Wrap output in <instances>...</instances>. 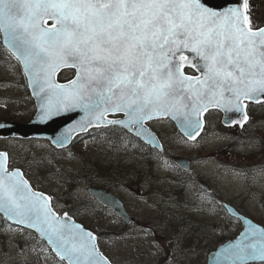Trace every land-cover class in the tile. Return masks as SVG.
<instances>
[{
    "label": "snow or ice",
    "instance_id": "1",
    "mask_svg": "<svg viewBox=\"0 0 264 264\" xmlns=\"http://www.w3.org/2000/svg\"><path fill=\"white\" fill-rule=\"evenodd\" d=\"M0 31L46 98L41 119L82 110V128L123 125L154 141L145 123L171 117L194 140L210 107L247 122L245 101L264 98V27L254 29L248 0L227 10L207 0H0ZM64 68L73 69L68 86L54 79ZM7 160L0 154V209L68 264H111L97 237L53 211ZM225 255L226 264L264 260V231L250 228Z\"/></svg>",
    "mask_w": 264,
    "mask_h": 264
},
{
    "label": "rangeland",
    "instance_id": "2",
    "mask_svg": "<svg viewBox=\"0 0 264 264\" xmlns=\"http://www.w3.org/2000/svg\"><path fill=\"white\" fill-rule=\"evenodd\" d=\"M259 2L263 8L262 13L260 12L262 16L254 21L257 26L264 22V0H257L254 6ZM11 63L8 60L0 63V94L4 96L0 100V122L27 124L36 112L35 106L29 97L30 91L22 83L18 84L20 76L16 66ZM221 119L222 116L218 118V123H212L193 143L180 136L170 121L160 127L167 144L169 159H192L193 166L189 173L195 175L191 180L192 187L200 189L197 197L202 200V206H179L174 201L171 202L173 204L164 203L169 197L174 199L175 194L168 190L170 186L177 187L169 181L167 175L154 176L160 171L158 162L152 160L146 165L143 179L137 181L133 173L128 174L125 179L118 180L121 181L117 185L119 190H111L125 201L131 211L134 218L131 226H125L112 211L101 207L90 196L88 189L99 186L98 182H77L74 187L69 186L63 182V175L53 160L51 164H40L45 161L46 154V160L56 157L57 163L62 164L70 175L82 173L92 163L108 166L107 160L112 158L124 159L125 167L128 166L127 162L132 164L130 154L133 152L130 148L118 154L117 149L112 146L115 140H108L109 137H92L58 155L56 149L46 140L0 139V151L10 154L13 167L24 170L27 179L37 190L49 192L57 211L62 214L72 212L76 220L97 233L101 250L114 264H207L209 252L235 239L242 226L236 221L224 222L223 219L229 216L228 212L223 216L221 212L224 211L217 210L219 206L213 207L212 199L206 197L224 196L223 200L227 201L230 195L239 196L241 193L251 194L254 191L249 185L250 179L239 178L230 173L231 151L224 144V140H219V133L222 131ZM25 141L29 142L24 143ZM143 149L145 150L144 146L140 150ZM51 151L52 155L49 156ZM37 158V163L31 161ZM142 159L143 157L140 164ZM163 170L165 169L162 168ZM105 173L106 169H101L100 172L89 175H98L97 177L103 179ZM108 176L112 178L115 175ZM152 178L154 179L150 181ZM201 182L207 184L210 190L203 188ZM246 203L249 209L244 212L264 225V209H259L251 201ZM28 235L27 231L11 225L0 226V264H63L47 245L31 248L24 244Z\"/></svg>",
    "mask_w": 264,
    "mask_h": 264
},
{
    "label": "water",
    "instance_id": "3",
    "mask_svg": "<svg viewBox=\"0 0 264 264\" xmlns=\"http://www.w3.org/2000/svg\"><path fill=\"white\" fill-rule=\"evenodd\" d=\"M207 3L210 7L214 8L216 10H227V8H229V7H235V6H241L242 7L243 0H207ZM49 23H52V21L50 20ZM1 33H2V39H3L4 46L8 49V51L12 55H14L12 50L9 48V46L6 42L5 35H4L3 31H1ZM18 62L20 63V65L23 69V72L26 76L28 86H29V89L31 92V96H32L33 100L35 101L37 112H36L34 118L27 124H21V123H16V122H7V121L0 122V139H6V138L47 139L57 149H64V148L69 147L78 135L86 134L87 132H89L93 128L106 127V126L107 127L108 126H116V127H119L121 129L128 131V132L135 135V133L133 132L132 129L126 128L123 125H111V124L97 125L94 120H93V123L91 125H88V126L82 128L81 125L85 123L84 113L82 110H73L70 112H61L60 114L52 116L51 118H48L46 120L41 119L42 104L46 103V98L43 94H38L39 88L37 86L33 85L31 79L29 78V76L27 74V72L23 68L22 62H20V61H18ZM67 69H71V68H64V69L58 71L57 75L54 78L58 84L68 86L69 82L68 83H60L59 82V75L62 73L63 70H67ZM262 99H264V98H261V100ZM209 109L221 110L224 113V123L225 124H227L226 117L230 118V116L235 117V116H232V114H237V115L241 114L239 112H227L226 113L221 108L210 107ZM119 115H123V114H119ZM108 119H125V117L111 118L109 116ZM160 119H170L180 129V131L187 138H189V136L186 134L185 130L182 129L180 127L179 123L171 117L154 118V119L149 120L145 123L144 126L146 128H148L149 131L155 137L154 141H151L149 139H145L144 137H141V136H136V135L135 136L141 138L147 145H149L153 148H157V149L162 150L161 142L159 141L155 132L152 131L147 125V123L150 121L160 120ZM201 119L203 122V116L201 117ZM203 126H204V124H203ZM71 129H74V131H70ZM200 133H201V131H200ZM64 138H66V139L63 143V146H61L60 144L57 143L58 140L64 139ZM190 140H193V139H190ZM3 153H6V152H0V154H3ZM7 158H8L7 163H8V167H9V156H8V154H7ZM174 162L182 169H186V170L190 169V161L186 158L176 157V158H174ZM13 170H19L22 173L23 179L28 182V184L31 186L33 191L38 192V193H42V192L36 191L32 187V185L27 180V178L24 175V172L21 169H13ZM9 171H12V170H9ZM89 192L96 198V200L101 205H103L106 208H109L111 211H113L115 214H117L124 221L126 226H129L134 222V218L127 211V209L124 207V204L112 192L108 191L107 189L99 188V187H92L89 189ZM43 194L45 196L49 197L47 194H45V193H43ZM50 207L53 209L52 203L50 204ZM227 208H228V211L232 217L237 218L242 222L243 228H242L240 234L235 239H232V240L225 242L224 244L220 245L216 250L211 252L208 256L207 264H226V255H225L226 250H228L233 245L234 242L238 241V239L243 238V236L249 232L250 228H255L258 231H264L263 226L254 222L250 218L245 217L244 215H241L232 206L227 205ZM53 211H55V210L53 209ZM0 215H2L9 223L16 225L18 227H21L23 229L29 230L30 232L36 234L42 241H44L48 244L47 238L41 232H39L37 229L31 228L29 226L18 224L11 217L7 216L2 209H0ZM60 216L63 217L65 215H60ZM66 218L70 219L71 221H74L78 225H81L87 231H91V230L87 229L83 224L77 222L73 217L66 215ZM92 233L97 237V235L94 232H92ZM96 244L98 247V251L102 255H104L98 246V237L96 239ZM48 246L52 249L53 253L56 256H58V258H60L61 260H63L64 262H66L68 264L67 259L66 258L62 259L59 256V254L55 251L54 246H52L50 244H48ZM263 262H264V260H261L259 257H257L254 260H249V264L263 263ZM111 264H112V262H111Z\"/></svg>",
    "mask_w": 264,
    "mask_h": 264
},
{
    "label": "flooded vegetation",
    "instance_id": "4",
    "mask_svg": "<svg viewBox=\"0 0 264 264\" xmlns=\"http://www.w3.org/2000/svg\"><path fill=\"white\" fill-rule=\"evenodd\" d=\"M251 7L254 9L256 6H254V3L252 1L249 2ZM249 15L253 17L258 16V12L249 10ZM185 71H189L188 69H185ZM193 75H198L194 71L191 72ZM73 75H61L60 76V82H69L73 79ZM247 103L248 107L246 109L248 120L247 122L243 121L242 114H232V116L229 118L231 122H229L228 126H224L222 123V127H224V130L226 133H223V136L219 137V140H224V144H227L229 147L231 153L229 156L230 162V173L236 177L239 178H245L250 179L249 185L252 186L251 189L254 188V191H252L251 194H244L241 193L239 196L236 194L230 195L229 200L227 201L223 200L224 196L222 198L218 196H212V197H206L212 199V205L213 207L219 206V211H224L221 214L224 216L226 214L225 205L228 203L234 208H236L238 211L244 213V215H247L244 211L248 210L249 207L247 206L246 201H251L253 204L257 205L258 208L264 209V99L261 102L254 103V102H245ZM221 116V113L219 111H211L206 117V129L209 126H212V123L219 122L218 118ZM116 118H121L122 115L113 116ZM237 121H240V123H237ZM169 123L167 120H157L152 121L148 123V127L151 128L158 136L159 141L164 146V151H167V144L165 143V138L162 137V130L161 126L164 124ZM242 124V126H241ZM105 130H103V134L99 135L102 138H110L108 140H115V143L112 144L114 148L117 149L118 154L124 152L125 149L130 148L132 150V154L130 156L134 157L135 164H133V170L135 167L139 168L137 171H133L134 178L139 181L140 178L143 179V175L145 171H142V173H139L140 171V159L143 157V161L147 164L150 163V161L154 160L158 162V170L160 172H157L159 176L165 177L164 172L162 171V168L160 166L162 165L161 161H167L166 155H160L156 154L154 149L145 147V150L142 148V144H140L141 140L135 136H132L133 138H129V135L126 131H123L117 127H105ZM116 132L115 134H112L113 132ZM206 131V130H205ZM123 135L125 138H123ZM128 135V136H126ZM98 136V137H99ZM117 136V137H115ZM140 141V142H139ZM107 143V141L105 140ZM150 158V159H149ZM192 161V159H190ZM138 163V165H136ZM136 169V168H135ZM147 172V171H146ZM155 176V174H154ZM109 176L106 174L103 176V184L104 187L108 190H119V187L117 185L121 184V181L118 182L116 179V182L109 181ZM154 178L149 179L152 181ZM207 189L210 190L208 187ZM200 190V189H199ZM199 190L197 191L199 193ZM118 197L122 200V198L118 195ZM124 204L126 205L125 201L122 200ZM127 207V205H126ZM128 209V208H127ZM131 212V211H130ZM248 216V215H247ZM250 217V216H249ZM253 219V218H252ZM233 222L236 221L239 223V221L235 219H231ZM257 221V220H255ZM258 222V221H257ZM136 223V221H135Z\"/></svg>",
    "mask_w": 264,
    "mask_h": 264
},
{
    "label": "trees",
    "instance_id": "5",
    "mask_svg": "<svg viewBox=\"0 0 264 264\" xmlns=\"http://www.w3.org/2000/svg\"><path fill=\"white\" fill-rule=\"evenodd\" d=\"M263 8L262 5H260L258 7V10L261 11ZM262 16V14H261ZM260 16V17H261ZM264 25V22L261 26ZM254 27V26H253ZM5 60H8V62H12L11 64L16 66V71L18 69V74L20 76V80L18 82V84L22 83L23 86L26 88V90L28 89L27 87V82L24 78V75L22 73V70L19 66V64L16 62V60L14 59V57L5 49V47L3 46L2 44V35H1V32H0V63H3ZM66 75H73V71L70 70L66 73ZM30 97V96H29ZM4 96L3 94H0V100L3 99ZM33 105V104H32ZM33 117V116H32ZM31 117V118H32ZM24 121V120H23ZM26 142H29V141H25L24 143ZM72 147V146H71ZM54 151V150H53ZM51 151L49 153V156L52 155V152ZM58 152V155H60V152L62 151H59V150H55V152ZM156 154H159V152L157 150H154ZM44 159L45 161L44 162H40L41 166H43V164H51L52 160L55 164V166L61 171V174L63 175V182H65L66 184H68L69 186H75L77 185V182L78 183H94V182H98L99 186L101 187H104V184H103V179L102 178H99L97 177L98 175H89V173H93V172H100L101 169H106V173L105 174H113L115 175L114 177L110 178L109 181L111 182H115V180H119V179H125V176L128 175V174H132L133 171H135L136 169H138L137 167L134 168L133 170V164H134V157L132 159V163H129L127 162V165L128 166H125L124 167V163H125V160L122 159V160H118L116 158H112L110 160H107L108 162V166L106 164L103 165V163L101 165L97 164V163H92L91 165H88V167L82 172V173H79L77 175H70V174H67L66 173V170L64 168V166L62 164H58L57 163V160H56V157H53L52 159L49 157V160H46L47 159V155L45 154L44 155ZM43 157V156H42ZM38 158L37 159H31V161L37 163L38 162ZM141 162V160H140ZM138 164V163H137ZM146 165L147 163H145L143 160H142V163L140 164V170L141 171H145L146 169ZM11 166H13V161L11 160ZM103 166V167H102ZM156 175V174H155ZM188 177L186 178H183V176L180 178H175L176 180V187H173V186H170V189L169 192L171 193H174L175 196H174V199L169 197V200H166V202L168 203H171V202H176L177 205L179 206H184V205H190L192 204V202L189 201V194L187 192H183L181 193L180 191H182V189L184 188H187L188 185L187 184H190L191 180H193L195 178L194 175H191V174H187ZM131 178V177H130ZM115 179V180H114ZM132 179V178H131ZM130 179V180H131ZM71 184V185H70ZM197 185V183H196ZM156 190H158V188H156ZM45 193H49L48 191H44ZM180 192V193H179ZM193 199V197H192ZM193 201L195 202V200L193 199ZM173 204V203H171ZM196 204V205H195ZM195 204H192L193 206H196V208H199L200 206L198 205V203L195 202ZM191 205V206H192ZM77 209H80L78 207H76ZM71 210V209H70ZM68 212V211H67ZM70 215H72V212H68ZM225 222V221H224ZM1 226H5L6 223H5V220H1ZM199 226L197 225L196 228H198ZM29 237L27 239H25L24 241V244H27L29 247L31 248H37V247H40L42 245H45L44 242H42L37 236H35L34 234L32 233H29L28 235ZM99 241H100V237L98 238ZM100 245V243H99ZM100 247V246H99ZM63 263V262H61ZM65 264V263H63Z\"/></svg>",
    "mask_w": 264,
    "mask_h": 264
}]
</instances>
